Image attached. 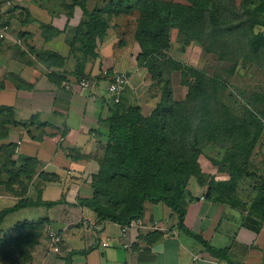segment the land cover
Here are the masks:
<instances>
[{"label": "crops", "instance_id": "crops-1", "mask_svg": "<svg viewBox=\"0 0 264 264\" xmlns=\"http://www.w3.org/2000/svg\"><path fill=\"white\" fill-rule=\"evenodd\" d=\"M17 7L26 14L25 7ZM15 14L19 18V12ZM13 20L8 19L10 26ZM129 24L127 17L111 21L96 42V58L72 53V28L61 16L43 23L31 16L25 24H13L8 38L0 40V111L11 113L14 122L5 125L0 146L3 151L13 148L15 167L26 161L36 167L25 199L56 203L35 207L47 208L49 214L23 222L42 219L61 237L57 249L51 250L47 240L35 246L32 264H264V216L244 205L207 198V187L195 179L187 186L183 223L210 248L179 229L177 217L166 206L147 202L144 225L130 231L132 247L127 250L120 224L98 222L91 209L78 205L93 196L92 179L107 140L115 105L106 90L108 81L115 72L128 76L121 96L127 104L138 100L142 91L144 71L136 61L139 46L133 39L134 25ZM17 38L22 39L19 45ZM77 70L92 79L90 89L79 88ZM7 189L0 190V204L7 206L0 210L22 199ZM7 232L0 230V235Z\"/></svg>", "mask_w": 264, "mask_h": 264}, {"label": "trees", "instance_id": "trees-1", "mask_svg": "<svg viewBox=\"0 0 264 264\" xmlns=\"http://www.w3.org/2000/svg\"><path fill=\"white\" fill-rule=\"evenodd\" d=\"M101 1L102 6L95 4L91 7H88L85 0L83 4L78 3L81 16L78 21L75 19V22H72V17L75 15L73 10L72 14L67 15V18L62 17L65 20V26L72 28L73 37L70 40L72 53L96 58V42H100L106 35L111 21L120 17H130L135 11L133 5H129L131 0ZM141 1L143 7L139 10L140 18H137L135 22L137 30L133 33V39L139 46L136 61L141 67L143 64L140 59L143 54L159 52L160 57L161 48L170 47V33L173 29H177L187 42L193 41L200 46L206 56L215 52L214 46L222 39V35L234 37L239 34L249 43V50L257 52L264 61V37L260 35L258 40L255 39L256 33H254L253 28L255 24L245 21L248 15L247 11H236V7L230 4V1L233 0L228 1L227 8H224V12L219 16L217 14L210 16V11L200 9V4H202L200 0H193L192 3H188L189 5L175 4L174 1L168 4L160 3L157 0ZM242 8H245L244 3ZM258 10L262 11L263 8L259 6L256 11ZM240 16L242 18L244 16V18L241 19ZM218 30L220 31L218 32ZM140 48L144 51L142 52ZM159 57L152 59V64L155 63L154 67L159 74H162L161 81L163 78V93H165L163 99L148 115H144L141 105L137 102L134 103V101L127 104V100L120 99L119 103L114 105L113 113L109 119L107 143L101 161H99L97 174L92 179L93 196L88 199H81L77 203L91 209L97 216L98 222L110 221L120 225H126L132 220L142 218L145 203H162L177 217L179 229L194 237L206 248H210L200 236L192 235L183 223L187 186L193 174L188 166L193 165L191 162L200 160L202 147L199 141H201V135L206 136L205 131H209V129L211 132L207 133L208 137L217 131V136L222 138L220 139L223 143L224 141L228 142L227 147L221 146L224 149L243 151L245 146L253 149L256 136L249 143L247 142L248 137H250L248 135L254 126L260 124L258 119L261 118L260 113L264 107V95L254 92L247 100L251 108L245 109L241 117L232 116L229 108L225 106L218 95V89L223 86L220 83V77L216 75L209 77L205 70L185 67L188 74L192 75L193 78L188 83L189 94L196 89L197 99L194 100L189 97L186 99L185 105L179 104L180 106L177 107L170 98V75L172 73L170 65H177V67L182 65L175 63L171 58H167L169 68L165 67V62L159 60ZM222 57L229 60L225 54ZM219 60L221 57L218 55ZM231 61L233 66L239 64V59L231 58ZM233 71H235V67L231 72ZM76 75L78 76L77 79L82 77L79 70H77ZM241 94L244 95L243 92ZM201 98L203 101L198 102ZM187 106H189L187 110L182 108ZM214 107L221 108L223 113L226 112L229 116L222 124L216 125L214 119L209 117L210 111ZM160 109L162 113H159ZM0 114L1 136L5 131V125H12L14 122L12 114L6 110H1ZM194 114L198 118H193ZM218 119L219 117L216 120ZM202 122H205L206 126ZM235 133L245 134L246 140L242 144L236 143L232 139ZM155 144L157 146L154 148ZM162 147L165 148V154L168 155V158L174 160V163L170 164L172 166L168 164L163 166L162 162L157 160L156 155ZM3 149L2 155L4 154L5 157L3 168L6 170L7 181L9 182L6 184L13 195L22 199L16 205L0 211V222L10 212H15L24 207L54 206L56 203L33 202L25 199L24 195L28 186L37 175L36 167L27 161L23 165L15 167V163L11 159L13 148L8 146L7 148L3 147ZM176 153H180V157H176ZM243 153L248 154V151ZM182 165L185 166L182 167ZM109 166L112 170L116 167L114 175L120 171L121 166L132 167L135 178L128 193L113 210H108L109 208L101 205L103 198H108V200L110 198L108 188L111 186H105L106 175L110 171ZM231 177L233 179L234 176ZM193 178L197 180L196 177ZM229 184L227 182L224 186L229 189ZM202 185L207 187V198L233 206L236 205L231 202L230 197L221 196V193L214 196L211 185L206 184V182ZM134 187L135 189L132 190ZM263 194L264 186L260 187L259 191V195ZM254 212L264 216L262 210L254 208ZM44 224L42 219L29 223H18L17 228L20 226H22L21 229L28 228L30 229H27L28 233L15 228L18 234L21 233L20 237H11L14 233L10 237L0 235V262L8 261L14 262V264H26V260L29 262L32 258L30 250L38 245V239H33V235L38 233L37 228L44 226ZM16 231L14 230L15 233ZM27 238L28 250L24 248ZM214 253L223 257L225 252L214 250Z\"/></svg>", "mask_w": 264, "mask_h": 264}, {"label": "rangeland", "instance_id": "rangeland-1", "mask_svg": "<svg viewBox=\"0 0 264 264\" xmlns=\"http://www.w3.org/2000/svg\"><path fill=\"white\" fill-rule=\"evenodd\" d=\"M157 1L163 4H168L174 1L175 4L186 5L188 3H192L193 0ZM228 1L229 0H200L202 3L200 4V9L202 8L205 9L204 11H210V16L213 14H217L219 16L224 12V8H227L229 3ZM8 2H10V6L7 5ZM85 2L88 7L94 6L95 4L102 6L101 0H85ZM230 2V4L236 7V11H247L248 15L245 18V21H250L255 24L253 27L255 30L254 33H256L255 39L258 40L260 35L264 37L263 0H233ZM78 3L83 4L84 0H0V25L5 23L11 28L13 24H25L29 19H31V16L35 15L40 23H43L46 18L58 15L61 16V19L63 16L67 18V15L72 14V10L73 14H75L74 17H72V21L75 22L81 18L80 8L77 6ZM243 3L245 4V8H242ZM19 5L23 6V8L25 7V11L29 13V18L27 14L22 13L18 9L17 6ZM129 5H133L135 8L133 15L127 17L128 23L130 21L129 25H134L132 30L133 34L137 30V24H135V22L137 18H140L139 10L143 7V4L141 0H131ZM259 6L260 8H263L262 11H256ZM15 9H17L16 12H19L20 19L16 17V12H14ZM240 18L243 19L244 16L243 18L240 16ZM8 19H14L11 21V26L9 25L10 23ZM2 20H5L8 23L1 22ZM219 31L220 30H218V32ZM225 35L226 34L222 35V39H220L214 46L215 52L209 53L206 56L200 46L193 41L187 42L186 39L180 35V32H178L177 29H173L170 33V47L161 48L160 57L158 54L159 52L154 54H151V52L143 54L140 59L143 64L141 68L144 71V77L141 84L142 91L139 93L138 100L134 101V103L137 102V104L141 105L142 113L144 115H148L151 110L155 109L156 106L160 104L165 95V93H163V78L161 81L162 74H159L154 67L155 63L152 64V59L157 57H159V60L165 62V67H168L167 58H171V60L175 63L182 65L178 67L177 65H170V70L172 72L170 75V98L177 107L180 106L179 104L185 105L186 99L189 97L194 100L197 99L196 89L192 90L189 94L190 88L188 83L189 81H192L193 78L191 77L192 75L190 76L188 74L185 67H192L205 70V73L209 75V77H213V75L220 77V83L223 85L222 88H225L218 89V95L220 99L223 100L225 106L229 108L232 116L241 117L245 109H250L251 107L247 102L249 97H251L254 92L264 95V61H262V57H260L257 52L249 50V43L245 38L243 39V37L239 34L234 37ZM19 38L15 40L18 45L22 40ZM141 51L143 52L144 50ZM224 54L229 57V60L222 57ZM218 55L221 57V60L219 61ZM231 58L239 59V64L233 66L232 61L230 62ZM233 67H235V71L231 72ZM241 92H243L244 95H242ZM202 101V98L198 100V102ZM188 107L189 106L182 108L187 110ZM261 111V118L258 119L260 124L254 126L248 135L250 136L247 140L249 143L253 140V137L256 136V138H254L253 149H249L247 146L244 147L243 151L240 149H234L232 151L224 149L221 146L225 145L227 147L228 142L224 141L223 143L221 140L222 138L219 135L217 136V131L208 137L207 133L211 132L209 129V131H205L206 136L201 135V141H199V144L201 143L202 147L200 160L191 162L193 165L188 166L191 168L190 170L193 171L192 177H190V181H192V183L195 179L193 177H196L197 180H195L198 185L203 186L202 184H205V182L206 184L211 185L212 194L214 196H218L221 193V196L230 197V200H232L231 202L236 204L235 206L238 207L240 205H244L248 211L252 212H254V208L264 212V194L259 195L260 187L264 186V107ZM159 113H162L161 109ZM209 117L214 119V123L216 125H219L222 124L229 116L226 112L223 113L221 108L214 107V109L210 111ZM217 117H219L218 120H216ZM193 118L196 119L198 117L194 114ZM202 124L206 126L205 122H202ZM245 137V134L235 133L232 139L236 143L242 144V142L246 140ZM156 146L157 145L155 144L153 147L155 148ZM246 150L248 151V154L243 153ZM2 153L3 150L0 146V190L9 192L6 184L8 182V176L6 175V170L3 168L5 157ZM175 156L180 157V153H176ZM156 157L159 162H162L163 166L165 164L172 166L170 164L174 163V160H170L168 155L165 154L164 147L161 148ZM101 158L99 161H101ZM184 166L185 165H182V167ZM109 169L110 171L106 175L107 178L105 186H111L108 188V196L110 198L109 200L108 198H103L101 205L109 208L108 210H113L117 204L121 202L125 194L128 193L135 178L132 167L121 166L120 171H118L115 175L114 171L116 167L112 170L109 166ZM222 173L227 174L228 177H224ZM232 175L234 176L233 179L231 177ZM227 182L230 183L229 189L224 186ZM134 189L135 187L132 190ZM1 206H3V204H0V207ZM4 207L7 206H3V208ZM35 207L37 206L24 207L15 212H10L1 220L0 230H6V232L8 231L5 235L10 237V235L13 234V229L16 231V229L22 228V226L17 228L16 225L18 223H23L25 219L34 220L37 218H43L49 214L47 208ZM27 229L28 228L21 229V231L26 233ZM37 231L38 233L33 235V239H38V244H41L44 240L46 242L47 240V244H49L51 250L53 247L56 249L59 248L56 247V244H53L49 239L50 229L46 226H41L37 228ZM16 236L20 237L21 233L18 234L16 231V233L14 232L11 237L15 238ZM28 244L27 238L24 245L26 250H28ZM56 252H59V250ZM25 263L32 264L33 257L30 258L29 262L26 260ZM0 264H14V262L7 261L0 262Z\"/></svg>", "mask_w": 264, "mask_h": 264}, {"label": "built area", "instance_id": "built-area-1", "mask_svg": "<svg viewBox=\"0 0 264 264\" xmlns=\"http://www.w3.org/2000/svg\"><path fill=\"white\" fill-rule=\"evenodd\" d=\"M10 2L7 3L8 6ZM9 26L5 23L0 25V40L8 38L10 34ZM93 81L89 76H82L78 80V86L81 90H88L93 86ZM129 84L128 76L123 72H115L111 79L107 83V93L114 104L119 103L121 96ZM203 199V198H201ZM143 219H135L129 222L126 225H121L120 235L123 239V247L127 250H131L132 242L129 240V234L132 229H138L143 227ZM49 239L53 244L58 246L61 243V237L59 234L50 231L49 232ZM103 247L108 246V243H103Z\"/></svg>", "mask_w": 264, "mask_h": 264}, {"label": "clouds", "instance_id": "clouds-1", "mask_svg": "<svg viewBox=\"0 0 264 264\" xmlns=\"http://www.w3.org/2000/svg\"><path fill=\"white\" fill-rule=\"evenodd\" d=\"M142 219V218H141Z\"/></svg>", "mask_w": 264, "mask_h": 264}]
</instances>
